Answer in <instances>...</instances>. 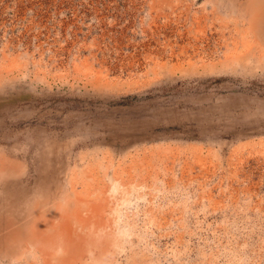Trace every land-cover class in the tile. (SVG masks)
<instances>
[{
    "label": "rangeland",
    "instance_id": "obj_1",
    "mask_svg": "<svg viewBox=\"0 0 264 264\" xmlns=\"http://www.w3.org/2000/svg\"><path fill=\"white\" fill-rule=\"evenodd\" d=\"M0 209V264H264V0H0Z\"/></svg>",
    "mask_w": 264,
    "mask_h": 264
},
{
    "label": "bare ground",
    "instance_id": "obj_2",
    "mask_svg": "<svg viewBox=\"0 0 264 264\" xmlns=\"http://www.w3.org/2000/svg\"><path fill=\"white\" fill-rule=\"evenodd\" d=\"M48 163H49V159L46 158L45 154H42V156L37 155V158H36V168H38L37 170L42 169ZM60 187L61 188L58 189V192H57V194H58L57 198L61 201V203H65V199L68 197L69 192L66 190L65 185H62ZM14 211L15 210H13V209H9L8 211L7 210H5V211L1 210L3 215H10V217L14 214Z\"/></svg>",
    "mask_w": 264,
    "mask_h": 264
}]
</instances>
